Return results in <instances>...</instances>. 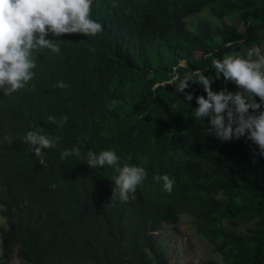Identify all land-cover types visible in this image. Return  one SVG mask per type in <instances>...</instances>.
Masks as SVG:
<instances>
[{
  "label": "trees",
  "instance_id": "16d2710c",
  "mask_svg": "<svg viewBox=\"0 0 264 264\" xmlns=\"http://www.w3.org/2000/svg\"><path fill=\"white\" fill-rule=\"evenodd\" d=\"M204 10L218 24L189 23ZM91 16L101 33L58 38L59 54L37 53L26 89L0 92V140L13 138L0 143V264L14 257L21 264H170L154 232L182 214L223 264H264V237L229 228L238 218H264V154L243 136L218 140L208 117H194L202 86L190 82L189 103L166 85L174 70L182 79L200 69L213 77L214 91L236 92L234 82L215 79L211 60L244 55L264 34V0H93ZM60 81L68 88L55 87ZM49 115L68 120L59 127ZM33 128L61 138L44 150L47 167L23 142ZM73 146L82 155L112 149L144 167L136 197L113 206L117 173L77 157L61 160ZM163 174L174 181L171 192L153 179Z\"/></svg>",
  "mask_w": 264,
  "mask_h": 264
},
{
  "label": "clouds",
  "instance_id": "9594fccd",
  "mask_svg": "<svg viewBox=\"0 0 264 264\" xmlns=\"http://www.w3.org/2000/svg\"><path fill=\"white\" fill-rule=\"evenodd\" d=\"M92 5L93 0H0V92L3 96H12L28 87L36 76L37 53L48 49L59 54L58 38L96 36L103 31L102 23L91 16ZM211 67L215 69V79L222 75L226 81L234 82L239 91L227 88L214 91L213 77L200 69L188 72L182 79L174 70L166 85H173L174 93H183L184 101L189 103L193 100V92L185 89L190 82L202 86L206 96H195L194 117L198 120L208 117V130L218 140L229 141L243 136L264 154V45L253 44L244 55L226 53L222 59L212 58ZM55 87L66 89L68 85L60 81ZM47 120L63 127L68 116L57 119L49 115ZM60 139L33 128L26 132L23 142L29 145L28 151L34 153L38 162L47 167L44 150L57 148ZM12 142L10 135L0 140L9 145ZM69 157L80 158L89 168L110 167L117 173L111 179L114 181L110 196L113 206L117 201L127 203L134 199L136 190L147 177L144 167L127 160L122 162L112 149L89 150L83 155L78 146L61 150V160ZM153 179L162 181L165 191H172L174 181L167 174L156 175Z\"/></svg>",
  "mask_w": 264,
  "mask_h": 264
},
{
  "label": "rangeland",
  "instance_id": "374dc122",
  "mask_svg": "<svg viewBox=\"0 0 264 264\" xmlns=\"http://www.w3.org/2000/svg\"><path fill=\"white\" fill-rule=\"evenodd\" d=\"M198 17L206 19L214 24L218 21L214 20L209 10H204L198 16L188 19L189 23ZM226 21L230 24L237 23L240 30L243 29V23L237 16H228ZM219 41L220 39L217 38ZM256 45H264V34L255 42ZM249 49V48H248ZM247 49V50H248ZM185 63L184 60L181 61ZM239 91V88L237 89ZM246 166L244 163L242 167ZM6 224L5 218L0 215V226ZM236 234H244L249 237H264V218L253 217L247 220L238 218L235 227H229ZM157 241L163 248L170 264H206L210 259L215 260L219 264H223L221 256L213 250L211 244L196 231L193 219L188 214H182L176 225L164 223L157 231ZM1 244V242H0ZM264 246V238H263ZM253 246L245 249L247 254H251ZM1 254V246H0ZM10 264H21L14 257Z\"/></svg>",
  "mask_w": 264,
  "mask_h": 264
}]
</instances>
